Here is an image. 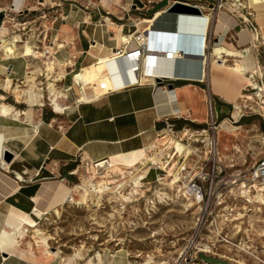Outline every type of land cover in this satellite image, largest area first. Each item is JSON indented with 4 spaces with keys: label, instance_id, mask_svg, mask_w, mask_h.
Returning a JSON list of instances; mask_svg holds the SVG:
<instances>
[{
    "label": "crops",
    "instance_id": "crops-1",
    "mask_svg": "<svg viewBox=\"0 0 264 264\" xmlns=\"http://www.w3.org/2000/svg\"><path fill=\"white\" fill-rule=\"evenodd\" d=\"M176 1L181 0H43L44 9L35 16V22L38 29L46 27L42 47L53 51L59 69H64L67 76L55 84L57 92L67 91L58 100L64 111L58 113L26 103L21 108L22 105L4 102L22 113L27 110L28 115L0 113V264H57V254L50 248L33 242L29 245L25 239L21 244V240H14L12 226L28 229L26 225L58 215L68 202H73L75 186L71 176L77 161L90 167L147 151L157 143L165 118L172 119L176 127L185 122L193 129H203L214 117L222 123L219 150L221 139L225 147L226 133L232 131L224 126L227 120L233 123L235 116H242L241 111L236 113L235 104L252 85L249 74L241 76L221 63L215 64L212 58L221 46L240 51L245 56L229 57L228 64L243 60L249 73L253 71V75L264 79V44L257 51L250 36L253 33L237 16L223 10L214 13L210 23L207 16L162 15L156 20ZM40 2L0 0V32L11 15L25 9L30 13L38 10ZM249 2L253 22L264 42V0ZM214 4L210 2L209 8L194 5L203 6L205 14H211ZM149 22L154 24L153 32L148 31ZM243 29L248 33L242 34ZM143 31L149 33L151 53L145 57V72L138 77L123 43ZM206 34L211 43L206 42L205 62ZM135 49L131 42L128 51ZM179 51L183 58L170 56ZM104 59H109L104 76H109L111 87L80 101L81 93L73 76ZM34 61L21 56L11 60L6 68L14 84L24 76L28 79L33 71L44 72L46 60L41 67L35 66ZM39 75L36 88L43 100L42 94L45 97L48 91H40L39 86H48L50 81H40ZM161 78L171 81H158ZM166 84L171 92L163 91ZM0 96L5 100L4 95ZM176 115L182 120L174 119ZM226 115L232 118L224 119ZM5 152L13 157L10 163L4 160ZM34 244L46 249L38 250Z\"/></svg>",
    "mask_w": 264,
    "mask_h": 264
},
{
    "label": "rangeland",
    "instance_id": "rangeland-1",
    "mask_svg": "<svg viewBox=\"0 0 264 264\" xmlns=\"http://www.w3.org/2000/svg\"><path fill=\"white\" fill-rule=\"evenodd\" d=\"M181 1L201 4L207 8L210 2H217V0ZM224 2L226 6H229L232 0H224ZM38 6V10H33L26 16L17 17V14H13L9 17L10 24L7 27L10 29L8 30L10 35L7 38L20 37L21 42L17 43L19 48L28 47L36 53H41L45 48L42 47V33L45 30L46 35L47 29L46 27L38 29L35 22V16L44 9L41 4ZM25 21L28 23L22 25ZM242 34L247 33L242 31ZM46 39L47 36L45 41ZM219 50L224 52L227 59L245 56L242 52L226 46H221ZM11 60L4 59L3 53H0V94L5 96V100L0 99V102L22 105L21 108H23V105L26 106L25 101L18 100L13 93L6 94L3 87L5 80L11 78L7 74L8 71L4 69ZM19 60L22 61V59ZM43 60L47 59L41 57L33 64L41 67ZM15 62L19 64L18 61ZM208 78L207 74L206 81ZM24 80H27L26 76L23 80H15V86L17 84L23 90L29 89L31 85L27 86L28 82L22 84ZM39 80L45 81L42 78ZM61 90L58 93L62 92ZM243 93L253 94L251 88L249 91L244 90ZM45 98L43 99L44 107L52 110L48 104L47 95ZM254 102L239 99L242 116H235L232 119L233 123L227 120L232 126H228L232 132L226 133L225 147L224 140H220L223 160L235 159L236 169L241 174L247 173L264 157V114ZM245 105L249 108H245ZM232 109L234 111V107ZM229 117L232 118L231 115H226L224 119ZM205 125L207 128V123ZM184 126L188 125L181 122L177 128L181 129ZM234 126H236L235 129ZM177 141H179L178 137L169 134L164 139H158L157 143L147 151L104 161L95 165L98 168L87 167L84 163L77 161L73 169L75 174L71 176L72 186H75L73 187L75 202H68L58 215L47 216L32 225L23 223L29 227L26 238H24L25 229L14 224L12 226L14 240H21L18 242L20 244L24 239L27 244L35 243L37 239L35 230H41L46 236L52 238L49 241V251L61 253L56 258L57 264H64L63 259H66V263L72 262L73 259L74 264H175L186 246L196 245L198 242L216 243L213 251L216 254H225L232 260L201 255L202 260L208 263L258 264L256 257L264 258V206L249 204L247 200L250 198L238 190L236 197H225L220 200L223 204L206 216L208 221L204 225L203 232L200 233L201 205L183 198L179 193L178 185H174L175 182L172 183L173 179L163 173V170L160 172L159 165L149 161L151 157H155L164 164L170 163L166 171L170 172L172 169L171 174H174L173 168L178 161L171 158L173 156L170 150H175ZM166 155H169V158L165 161ZM104 164H111L112 167L102 168L101 165ZM150 166L153 167L149 176L144 179ZM157 175L167 177L163 181H158ZM92 177H94V183L105 181L110 191L104 192L100 202L91 192L87 205L77 204L76 201L81 199L78 193H83V190L79 191V187L88 185L85 182ZM123 196L130 198V201L124 200ZM212 207L214 209L215 205ZM201 238L205 240L201 241ZM34 245L38 250L46 249Z\"/></svg>",
    "mask_w": 264,
    "mask_h": 264
},
{
    "label": "built area",
    "instance_id": "built-area-1",
    "mask_svg": "<svg viewBox=\"0 0 264 264\" xmlns=\"http://www.w3.org/2000/svg\"><path fill=\"white\" fill-rule=\"evenodd\" d=\"M201 1V0H199ZM245 4V0H232V3L229 6H226L224 0H217V2L211 7V14H209L212 19L214 13L226 10L232 15L237 16L243 25H245L249 31L253 34H256L257 39L255 40V48L259 51V47H261L264 42L261 38L259 28L253 22L254 12L253 9L247 8L243 6ZM43 7V0L39 3ZM203 13L204 8L201 7ZM30 13L29 9L17 11V17H23ZM25 21L22 25L27 24ZM10 24V22H9ZM45 37V36H44ZM44 37L42 39H44ZM207 35L205 37L204 42V61L206 62V50H207ZM149 35H146V32H140L135 35L132 39L134 42L135 50H129L130 42L123 43L126 47L127 57L134 63L132 71L137 74L139 77L143 72V68L145 66V57L149 56L151 51L148 48ZM28 43V42H26ZM208 45L211 43V40H208ZM44 58L49 62L54 63L57 70L60 65L55 60V57L51 53L50 49L44 48L43 52ZM179 54V57H173L175 59H181L184 57V54L176 52ZM174 55V54H173ZM14 58L6 59L11 60ZM46 60V63L48 61ZM44 72L39 75V78H42L45 81H50L51 83L58 84L59 81H55V79H47V64H44ZM32 76L29 74V77ZM73 76V79H75ZM65 75L63 77L66 78ZM205 78V76H204ZM253 83L255 86H250L245 91L253 92L252 96L255 97V104L260 108L261 112L264 114V79L260 75L254 74L251 75ZM28 80L22 81V84H25ZM166 81H171V79H167ZM164 92H171L169 86H162ZM40 91H44L46 89L47 92V100L49 106L54 110L53 101L51 97L53 94L49 92V85L39 86ZM68 90V89H67ZM62 95L67 91L66 89L61 90ZM57 94H59L56 91ZM43 99H45L44 94ZM250 95V94H249ZM245 102H251L245 99ZM45 103L42 106L44 107ZM245 108H249V106H244ZM262 115V114H261ZM264 117V115H263ZM176 120H182V117L176 115L174 117ZM172 119L165 118V127L159 131L158 139L165 138L167 135L172 134L179 138L182 144L191 148V153L188 157L185 155L181 158L179 155L176 156V150H170L174 158L179 162L180 165H174L173 172L171 174L172 169L169 171L163 170V173H166L168 177L172 178V183L175 182L174 185H178L179 193L188 201H193L194 203L201 205V219L199 224V232L202 233L204 229L205 223L208 221L206 218L207 215L212 210H215L218 206L222 205L223 202L220 200L225 197H236L238 190H241L242 194H245L246 197L254 199L253 201L247 200L249 204H259L264 206V157H262L255 165L245 174H241L236 169V162L234 160H223L221 152L219 150L218 145V135L222 130V123L217 122V120L212 117L208 120V127L203 129H193L189 126H184L178 129L175 125H173ZM169 158V155L164 157L166 161ZM173 159V158H172ZM174 163V162H173ZM173 165V164H172ZM176 166V167H175ZM153 166L148 167V173H150L151 168ZM160 168V167H158ZM172 168V167H171ZM162 172V168L160 169ZM148 176V175H147ZM144 179H146V177ZM167 176L157 175L158 181L165 180ZM177 177V178H176ZM217 200V202H215ZM213 205L215 208L213 209ZM204 238H201V241H204ZM216 248V243L210 242H198L196 245L186 246L185 249L180 253L175 264H211L204 260H202L201 255L213 256L222 260L232 261L230 258L224 255L216 254L213 250ZM258 264H264V258L256 257ZM234 262L238 263V261L234 260ZM256 264V263H255Z\"/></svg>",
    "mask_w": 264,
    "mask_h": 264
},
{
    "label": "bare ground",
    "instance_id": "bare-ground-1",
    "mask_svg": "<svg viewBox=\"0 0 264 264\" xmlns=\"http://www.w3.org/2000/svg\"><path fill=\"white\" fill-rule=\"evenodd\" d=\"M243 6H245L247 8H251L252 4L249 2V0H247V1H245V4L243 3ZM198 7L201 9V6H198ZM162 15L187 17V16H180V15H177V14H171V13H168L165 10V11H161L156 16V20L158 18H160ZM206 16L208 17V20H209V23H210L212 17L209 14L203 13L202 16H198V17L188 16V17L189 18H204ZM153 23H154V21H153ZM153 23H151V22L148 23V25H150V27L148 26L149 27L148 31H152V28H153V25H154ZM8 24H9V22H6V24L4 25L3 29L0 32V37L2 38L0 40V53H3L4 59H10V58H14L15 59V58H17L19 56L25 57V58H34V59H39L41 57L44 58L45 55L42 52L41 53L40 52L36 53L35 51H33L30 48H24V47L19 48L17 43L21 42L20 37H16L15 36L12 39L7 38L10 35V32L8 31L9 28L7 27ZM242 31H245L246 33H248V31L245 30V29H243ZM207 34H208V31H207ZM147 35H149V33H147ZM250 36H251L252 41H255L257 39L256 34H252ZM128 42L131 43L132 39H130ZM170 56L173 58V57H179L180 55L179 54H176V55L172 54ZM212 59H214L215 64L221 63L223 67H227L231 71H233V72H235V73H237V74H239L241 76H245V75L247 76L249 74L248 77L251 78V75H253V73H255L253 71H251L250 73L247 71L243 60L236 59V60H234L233 64H231V65L228 64L229 61L225 57L224 52L221 51V50L216 52L215 57L212 58ZM108 60H106V59L100 60L97 64H95V65H93L91 67L85 68L79 74H76L74 81L76 83V87H78L79 92L81 93L80 97H79L80 101L89 100L91 97H93V95L98 96L102 92L103 89H108V87H111L109 76L108 75L104 76ZM46 64H47V68H46L47 79H55V81H61L63 79V77L65 76V70L62 69V68L57 70V68L55 67V64L51 63L49 61H48V63L45 62V65ZM61 66H63V65H61ZM65 66H66V64H65ZM145 67L146 66H144V68H143V72H145L144 71ZM4 69L7 71L6 67H4ZM40 70L38 69L37 71H33L31 73L32 76L28 77V79H27L28 81L27 82L29 83V85H31V87L29 89H27V90L21 89L20 86L17 85V84L15 86L14 82L11 79L5 80V82L3 84V87H4V89L7 92L13 93L16 96L15 98H17L18 100L23 99L25 101V103L30 105V106H33V105L34 106L35 105L36 106H42L43 105L42 104L43 103L42 96L40 94H38L39 90H37V88H36L38 86V85L36 86L37 74L39 73L41 75V71ZM144 78H146V77H144ZM249 78H248L249 83H251L252 86H255V84ZM29 85H27V86H29ZM49 89H50L51 94H53L51 100L53 101L54 109L58 113H62L64 111V108L58 102L59 96H62V93L60 92L59 94H57L56 93V89H55V84L51 83V82L49 84ZM87 89H90L89 93L87 92L88 91ZM0 98L2 100L4 99L3 96H0ZM241 99H243V100L247 99L248 101H251V102L255 101V98L252 95L243 94L241 96ZM235 107H236V113L239 114V112L241 111V107L239 106L238 103L235 104ZM0 113H2L4 115H11V114H16L18 116H20V115L27 116L28 115V111L27 110L22 113L21 111L15 110V108L13 106L8 105L6 103H0ZM228 126L232 127V126H230L229 122H227V125H225L224 127L230 129ZM174 147H175V150H176V156L179 155V157H181V158L184 155L186 157H188L190 155V153L192 152L190 147L182 144L181 141H177L175 143ZM174 157L175 156H173L171 158H174ZM149 161L159 165V167L162 168V170H165V171L170 167V163L164 164L161 160H158L155 157H151ZM105 166L107 168H111L112 167L111 164L101 165L102 168L105 167ZM93 167L94 168H98L95 165H93ZM93 179H94V177H92V179L89 178L85 182V184H88V185H82V186L79 187V191L83 190V193H81V194H80V192L78 193L79 195H81L80 196L81 199H79V201H76L77 204H79V205H87V203H88L87 200H89L91 192L94 193L95 196H97V200H98V202H100V198L104 194V192H109L110 191V188H109L108 184L105 181L101 182V183L100 182L99 183H94ZM123 198L127 202L130 201V198H126L124 196H123ZM71 201H73V199ZM73 202H75V200ZM96 204H98V203H96ZM35 231H36V234H37V239L35 240V243L38 244V245H42V246L50 248L49 241L52 238L46 236L39 229H36ZM28 232H29V230H27V229L24 230V238L27 237ZM29 245H31V243H29ZM0 246H1V241H0ZM56 254H57L56 257H58L61 253H60V251H56ZM63 261H64V264H74V263H72L73 259L71 260L72 262L69 261L68 263H66V259H63ZM90 264H92V263H90Z\"/></svg>",
    "mask_w": 264,
    "mask_h": 264
},
{
    "label": "water",
    "instance_id": "water-1",
    "mask_svg": "<svg viewBox=\"0 0 264 264\" xmlns=\"http://www.w3.org/2000/svg\"><path fill=\"white\" fill-rule=\"evenodd\" d=\"M168 13L171 14H177L180 16H192V17H198V16H202L203 12L202 10L194 4H190V3H184L181 1H176L175 3H173L167 10ZM167 78H161V80L158 81H164ZM170 88H173L172 86H170ZM12 155H10L9 152H5L4 154V160L7 163H10L12 160Z\"/></svg>",
    "mask_w": 264,
    "mask_h": 264
}]
</instances>
